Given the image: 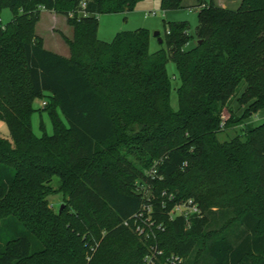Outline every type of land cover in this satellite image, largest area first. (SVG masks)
<instances>
[{
    "label": "trees",
    "instance_id": "obj_1",
    "mask_svg": "<svg viewBox=\"0 0 264 264\" xmlns=\"http://www.w3.org/2000/svg\"><path fill=\"white\" fill-rule=\"evenodd\" d=\"M85 1L0 0V11H12L0 26V121L10 135H0V264H142L147 244L123 222L141 209L143 187L164 225V257L264 264V123L244 126L264 110V0L235 9L197 0L195 34L187 22L165 23L167 50L152 54L146 29L98 39V15L125 14L143 0ZM184 1L160 0V8ZM41 9L66 18L68 58L35 33ZM169 60L180 78L177 111ZM38 99L43 109L34 108ZM38 112L51 135L41 121L34 134ZM241 126L220 142V132ZM55 179L71 203L63 218L48 207ZM163 193L192 199L202 216L170 220Z\"/></svg>",
    "mask_w": 264,
    "mask_h": 264
},
{
    "label": "rangeland",
    "instance_id": "obj_2",
    "mask_svg": "<svg viewBox=\"0 0 264 264\" xmlns=\"http://www.w3.org/2000/svg\"><path fill=\"white\" fill-rule=\"evenodd\" d=\"M216 5L219 7H226L230 9H235L240 0H214ZM197 0H185L183 2V8L175 11H166L163 12L160 8V0H143L139 2L132 11H129L125 14L113 13V14H100L98 15V39L101 41L110 43L113 41L116 34L120 32H133L138 29H146L149 32V53H155L161 50H167V45L165 44V36L167 30L165 29L164 24L168 22L183 21L187 22L189 25V34H195V27L198 24V9L196 5ZM12 11L10 8H4L0 11V26H4L12 19ZM39 21L35 26V32L42 35L43 46L51 49L59 54L64 55L66 46L63 42L61 35L66 37H71L72 32H69V26L66 23V18L61 15L56 14L55 12L46 11L41 9L39 15ZM54 18V19H53ZM158 33L159 36L155 37L154 34ZM158 38L162 42L158 43ZM195 38L191 40L189 45L185 47V50H189L194 47ZM166 73L169 76L171 81V94L169 98L170 107L174 111L178 110V95L177 87L180 85V78L176 69V65L172 60L166 65ZM244 90V86L240 87V93ZM45 99L36 101L34 103L35 109H43L41 102ZM232 108L236 111L237 116H240L243 112V108H238L234 102L232 103ZM42 116V119L39 117ZM229 116L228 112H225L222 115L223 120L227 119ZM42 122L45 127V131L48 135L52 134V126L50 124L49 118L46 113L38 112L35 113L32 117V127L34 132L39 136L41 135L39 129V122ZM264 123V110L258 111L256 115H253L247 121H245L244 126L248 125L250 127H256ZM241 127L225 129V131L218 134L220 142H226L230 139L236 137V135L241 134ZM0 135L2 138L8 140L10 138L9 130L6 125L0 121ZM53 190H56V179L50 185ZM47 202L49 204V210L52 215L55 217L61 216L71 212V203L68 201V197L63 193L58 192L57 190L47 196ZM63 207L62 213H59V208ZM105 230H101V237H104ZM90 257L87 255L85 261L90 262Z\"/></svg>",
    "mask_w": 264,
    "mask_h": 264
},
{
    "label": "built area",
    "instance_id": "obj_3",
    "mask_svg": "<svg viewBox=\"0 0 264 264\" xmlns=\"http://www.w3.org/2000/svg\"><path fill=\"white\" fill-rule=\"evenodd\" d=\"M86 1L83 0L82 6H85ZM45 101L41 102L43 107ZM157 170L151 168L147 173L148 177L154 178ZM149 187H143L144 196L142 197L143 203L141 209L137 211L129 220L124 221L123 225L128 227L132 232L136 233L140 240L147 244L148 250L142 259V264H183V260L176 254H169L164 257L163 251L157 244V231L163 230V223L156 220V212L154 209L155 199L149 191ZM167 201H162L160 208L166 209V204L171 207L167 212L170 220L177 218H184L186 221L192 217H201V209L192 199L182 200L175 202L174 197L170 194L163 193L161 197Z\"/></svg>",
    "mask_w": 264,
    "mask_h": 264
},
{
    "label": "crops",
    "instance_id": "obj_4",
    "mask_svg": "<svg viewBox=\"0 0 264 264\" xmlns=\"http://www.w3.org/2000/svg\"><path fill=\"white\" fill-rule=\"evenodd\" d=\"M54 19V18H53ZM69 28V32L71 31V28L70 27H68ZM36 33V32H35ZM39 37H41V38H43V36L42 35H40V34H38V33H36ZM44 47V49H47V50H49V51H53V50H51V49H48V48H46V46L44 45L43 46ZM66 48V47H65ZM53 52H55V51H53ZM55 53H57V52H55ZM57 54H59V53H57ZM59 55H61L62 57H65V58H68V55H69V49L68 48H66V50H65V54L64 55H62V54H59ZM35 115V114H34ZM47 115V114H46ZM33 117V116H32ZM39 117L42 119V116H40L39 115ZM48 117V116H47ZM32 122V121H31ZM34 131V130H33ZM34 134L37 136V137H39L35 132H34Z\"/></svg>",
    "mask_w": 264,
    "mask_h": 264
},
{
    "label": "water",
    "instance_id": "obj_5",
    "mask_svg": "<svg viewBox=\"0 0 264 264\" xmlns=\"http://www.w3.org/2000/svg\"><path fill=\"white\" fill-rule=\"evenodd\" d=\"M154 36H155V37H158L159 34H158V33H155ZM161 42H162L161 38H160V39L158 38V43L160 44ZM198 43H199V42H198ZM62 210H63V207H60V208H59V213H61Z\"/></svg>",
    "mask_w": 264,
    "mask_h": 264
}]
</instances>
